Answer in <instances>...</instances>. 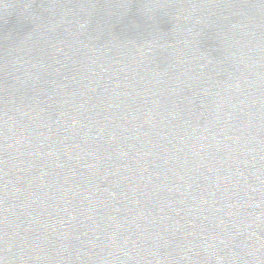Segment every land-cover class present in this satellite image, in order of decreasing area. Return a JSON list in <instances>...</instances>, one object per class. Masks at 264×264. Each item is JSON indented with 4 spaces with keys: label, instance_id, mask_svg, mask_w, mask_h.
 I'll use <instances>...</instances> for the list:
<instances>
[{
    "label": "water",
    "instance_id": "1",
    "mask_svg": "<svg viewBox=\"0 0 264 264\" xmlns=\"http://www.w3.org/2000/svg\"><path fill=\"white\" fill-rule=\"evenodd\" d=\"M0 264H264V0H0Z\"/></svg>",
    "mask_w": 264,
    "mask_h": 264
}]
</instances>
